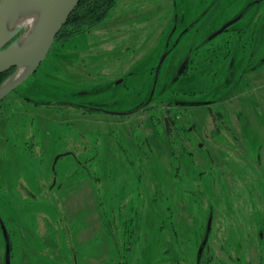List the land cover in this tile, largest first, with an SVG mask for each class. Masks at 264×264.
Here are the masks:
<instances>
[{"label": "rangeland", "instance_id": "374dc122", "mask_svg": "<svg viewBox=\"0 0 264 264\" xmlns=\"http://www.w3.org/2000/svg\"><path fill=\"white\" fill-rule=\"evenodd\" d=\"M260 3L118 0L100 25L55 42L38 70L0 103V217L11 237L13 264L23 259L30 264H196L211 207L212 252L216 241L232 239L236 229V236L257 238L264 200L251 199L245 188L236 194L231 181L235 153L210 146L211 164L206 148L199 147L200 140L206 146L213 142L217 121L207 122V140L197 138L190 145L191 157L177 152L178 166L163 120L155 125L149 109L134 110L155 88L164 99L170 98L171 88L198 96L197 74L175 81L184 57L178 54H186V40L175 45L176 35L170 37L176 26L177 32L190 26L207 37L239 14L262 13ZM28 29L24 26V32ZM159 61L164 63L156 84L151 71ZM227 91L213 88L201 97H223ZM160 98L163 112L166 103ZM255 100L264 109L259 95ZM232 102L236 110L246 111V102ZM193 107L189 111L196 119L190 124L194 121L202 132L205 107ZM254 110L240 122L257 146L264 143V117ZM222 141L231 145L225 136ZM70 150L76 156H62L56 163L57 155ZM56 239L62 251L57 260L52 252ZM252 246L249 264H264L263 248ZM169 250L180 256L175 263ZM213 255L210 264H216ZM4 258L0 223V264Z\"/></svg>", "mask_w": 264, "mask_h": 264}, {"label": "flooded vegetation", "instance_id": "af4514ba", "mask_svg": "<svg viewBox=\"0 0 264 264\" xmlns=\"http://www.w3.org/2000/svg\"><path fill=\"white\" fill-rule=\"evenodd\" d=\"M256 2H261L262 13L257 12V14L248 15L246 18L243 14H239L224 23L221 28L232 22V24L225 28L223 32L214 37H212V35L217 31L206 37L202 32L191 31L190 26L177 32L178 27L176 26L175 29L170 32V37L173 38L176 35L175 43L176 41L177 43H174L175 45H177L182 39L186 40V43L182 48V51L186 52V54H178L179 58L182 56L184 57L178 62L177 77L175 78V81L183 77L197 74L199 77L197 82L200 84V89L198 91L199 97L189 95V92L186 90L179 93L171 88V93L169 92L170 98L167 96L168 98L164 99L156 96L157 89L155 88L153 93L151 91L147 98H142L139 103L136 104L134 111L141 112L144 109L146 111L149 109L146 113L156 120L157 124L155 125H159V120H163V128L168 135L169 151L178 166L182 161L181 155L177 154V152H183L191 157L192 152L190 151V145L197 140V138L203 137L207 140L206 124L207 122L209 123V121H213L215 125L214 121L216 120L217 124L213 129L215 136H213V142H210L208 147L205 145L206 142L200 140L198 141L199 147L206 148V156L210 163L212 162V151L210 146L222 151H233L236 156V161H234L235 170L233 180L231 181L234 189L237 190L236 194L241 195L240 190L245 188L251 199L264 200V143H260V145L257 146L252 144L249 141L250 137H247V131L249 128L243 127L240 122L241 119H244V116L249 119L248 115L251 114L249 111H253V109L256 110V113L260 115L261 118L264 117V109H262L261 102L255 100L256 96L259 95L260 101L264 102V95L262 94L264 92V0H256ZM244 18L245 21L243 22ZM223 34L227 35L225 40L217 43L216 39ZM185 36H187V38H184ZM106 51L108 50H104V52ZM168 52L169 51H167V54H169ZM93 54H90V56ZM163 63V61H159L151 71L156 80V84L159 83L158 78ZM125 64L126 63L124 62L122 64L118 63V69L125 66ZM91 66L94 67L95 65ZM115 66L116 65H114V67ZM87 67H89V65H87ZM15 71L16 68H13L12 74ZM213 88L215 90L217 88L228 89L227 95L223 97L218 95L210 99L201 97L206 95L207 92ZM196 92L197 91L194 90L192 91L193 94ZM23 95L24 94L19 95V98L26 97ZM157 98H160V100L163 99L161 100V103H166L165 111L162 112L160 110ZM3 99L1 101H3ZM26 99H28V97H26ZM233 100H238L242 106H244V103L246 102V111H238L239 109L236 110L237 106L234 105L232 102ZM193 106L205 107L204 112L200 116V118L202 117V121H206L202 128V132L196 128L194 121L190 124V120H193L195 117L194 112L189 111ZM159 112L162 114L160 115ZM108 113L118 115L130 114L126 112ZM223 136L231 141V145L223 143ZM148 138L149 137H146L144 141L152 150V143L148 141ZM59 155L60 157L56 160V163L59 162L62 156H76V153L70 150ZM241 163L245 164L244 169L240 166ZM55 166L57 167V164ZM218 167H221V165ZM244 172L246 177L243 175ZM204 186L205 190L209 189L207 182L204 183ZM251 205L254 207L256 204L255 202H252ZM212 209L213 208L211 207L210 216L214 214ZM257 225L259 233L256 239L255 236L251 234L247 235V238L243 234H241L240 237L236 236L239 234V229H236L235 231H232V239L216 241L215 244L217 246L214 247L213 252L208 246V238L201 259L198 260L200 247L206 237V228L205 237L198 245L196 264H202V261L209 264L212 263V254L215 256L214 263L216 264H249L251 258L255 255V249L254 246H252L254 244L263 248L261 251L263 252L262 259L264 260V211H258ZM4 240L5 258L4 261H2V264H7V243L5 236ZM54 242L55 249L52 250V252H54L55 260H57L58 256H62V251L59 240L56 239ZM10 244L11 254L9 264H13L11 237ZM171 251L172 252L169 250L172 254L171 259L174 263V260L180 259V256H178V253H175V250ZM23 263L30 264V261L29 259H23L21 264ZM76 264H78V262H76Z\"/></svg>", "mask_w": 264, "mask_h": 264}, {"label": "water", "instance_id": "95a60500", "mask_svg": "<svg viewBox=\"0 0 264 264\" xmlns=\"http://www.w3.org/2000/svg\"><path fill=\"white\" fill-rule=\"evenodd\" d=\"M81 0H0V74L16 68V71L0 86V101L9 93L17 89L33 73L49 55L57 35L67 23L70 15ZM39 8L41 16L36 25L35 32L25 44H20L24 27L19 26L12 31L8 30L12 15L16 12L31 11ZM231 23L227 24L212 37L220 34ZM23 68L28 72L16 78ZM13 81L11 82V80ZM60 155L57 157L58 160ZM0 223L7 243V264L10 263L11 244L6 224L0 217ZM212 215L208 221L206 237L200 247L198 260L210 235Z\"/></svg>", "mask_w": 264, "mask_h": 264}, {"label": "trees", "instance_id": "16d2710c", "mask_svg": "<svg viewBox=\"0 0 264 264\" xmlns=\"http://www.w3.org/2000/svg\"><path fill=\"white\" fill-rule=\"evenodd\" d=\"M117 2L118 0H81L57 35L55 42L71 39L94 29L111 15ZM12 70L0 74V86L12 74Z\"/></svg>", "mask_w": 264, "mask_h": 264}, {"label": "bare ground", "instance_id": "6f19581e", "mask_svg": "<svg viewBox=\"0 0 264 264\" xmlns=\"http://www.w3.org/2000/svg\"><path fill=\"white\" fill-rule=\"evenodd\" d=\"M40 16H41V11L39 8L25 12L16 11L10 19L8 30L12 31L14 28H17L19 26H23V27L29 26V29L21 36L19 41L20 44L23 45L32 38ZM27 72H28V68H23L16 78L20 77V75L26 74ZM12 81L13 79L11 80V82Z\"/></svg>", "mask_w": 264, "mask_h": 264}]
</instances>
